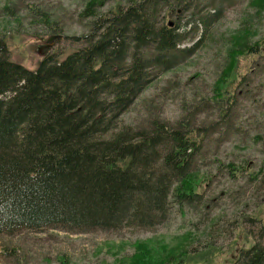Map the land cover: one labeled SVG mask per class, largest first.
I'll return each instance as SVG.
<instances>
[{
    "label": "trees",
    "instance_id": "obj_1",
    "mask_svg": "<svg viewBox=\"0 0 264 264\" xmlns=\"http://www.w3.org/2000/svg\"><path fill=\"white\" fill-rule=\"evenodd\" d=\"M104 1L90 0L83 11L95 19L82 36L85 45L63 58L48 54L35 70L12 60L0 39V236L46 228H152L165 221L171 205L184 210L205 198L195 164L207 129L190 115L137 127L122 118L154 81L191 55L182 45L185 25L174 17L181 13L193 30L207 31L221 19L217 2L233 0H129L97 15ZM262 49L232 50L216 84L218 99L228 103L221 117L235 102L226 84L241 55ZM233 164L225 166L237 177L242 169ZM260 213L248 217L260 225L258 238L240 248L232 264H264ZM137 251L130 264H146L149 248Z\"/></svg>",
    "mask_w": 264,
    "mask_h": 264
},
{
    "label": "rangeland",
    "instance_id": "obj_2",
    "mask_svg": "<svg viewBox=\"0 0 264 264\" xmlns=\"http://www.w3.org/2000/svg\"><path fill=\"white\" fill-rule=\"evenodd\" d=\"M89 1L0 0V39L7 42L9 56L35 70L48 54L63 58L84 46L82 36L91 32L95 20L83 14ZM253 1H218L221 19L207 31L193 30L188 18L176 15L174 20L185 25L182 45L191 55L154 81L122 118L137 127L158 117L176 122L190 115L208 130L195 164L203 177L205 198L200 205L183 210L173 204L165 221L152 228H46L3 234L0 264H130L141 245L151 252L146 264H177L179 259L182 264H232L240 248L258 238L260 225L248 217L257 211L264 214V1ZM128 2L105 0L97 15ZM55 36L58 39L43 51ZM246 44H258L262 53L241 55L226 84L235 102L221 117L228 103L218 99L216 84L227 72L232 50ZM230 163L242 169L237 177L226 167ZM171 254L175 258L169 259Z\"/></svg>",
    "mask_w": 264,
    "mask_h": 264
},
{
    "label": "water",
    "instance_id": "obj_3",
    "mask_svg": "<svg viewBox=\"0 0 264 264\" xmlns=\"http://www.w3.org/2000/svg\"><path fill=\"white\" fill-rule=\"evenodd\" d=\"M58 39V36H55L51 39V42L43 48V51L47 50L48 47H50L55 41Z\"/></svg>",
    "mask_w": 264,
    "mask_h": 264
}]
</instances>
